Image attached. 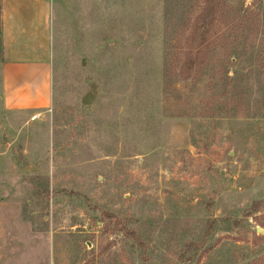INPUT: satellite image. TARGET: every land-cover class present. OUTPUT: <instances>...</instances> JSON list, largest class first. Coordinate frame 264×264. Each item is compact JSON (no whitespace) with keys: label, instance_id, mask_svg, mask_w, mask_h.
I'll return each mask as SVG.
<instances>
[{"label":"rangeland","instance_id":"rangeland-1","mask_svg":"<svg viewBox=\"0 0 264 264\" xmlns=\"http://www.w3.org/2000/svg\"><path fill=\"white\" fill-rule=\"evenodd\" d=\"M49 1V103L19 110L0 0V264H264V0H224L189 79L197 0Z\"/></svg>","mask_w":264,"mask_h":264},{"label":"crops","instance_id":"crops-1","mask_svg":"<svg viewBox=\"0 0 264 264\" xmlns=\"http://www.w3.org/2000/svg\"><path fill=\"white\" fill-rule=\"evenodd\" d=\"M3 1V104L8 109L44 108L51 86L50 1Z\"/></svg>","mask_w":264,"mask_h":264},{"label":"trees","instance_id":"trees-1","mask_svg":"<svg viewBox=\"0 0 264 264\" xmlns=\"http://www.w3.org/2000/svg\"><path fill=\"white\" fill-rule=\"evenodd\" d=\"M197 5L195 11L191 12L193 18L185 23L180 21L177 27V41L184 39L186 42L184 45L178 42L174 46L179 51L176 59L179 63L178 73L183 79L203 73L219 38L216 36L218 29L229 28L238 17L230 15L224 0H197Z\"/></svg>","mask_w":264,"mask_h":264},{"label":"water","instance_id":"water-1","mask_svg":"<svg viewBox=\"0 0 264 264\" xmlns=\"http://www.w3.org/2000/svg\"><path fill=\"white\" fill-rule=\"evenodd\" d=\"M95 96H96V88L94 87L92 88L91 93H88L85 96H83V98L81 99V103L84 105H88L92 103ZM256 232L264 236V229L262 227H259V226L256 227Z\"/></svg>","mask_w":264,"mask_h":264}]
</instances>
